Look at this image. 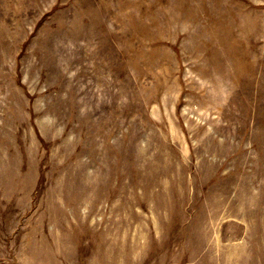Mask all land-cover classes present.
<instances>
[{"label": "rangeland", "instance_id": "obj_1", "mask_svg": "<svg viewBox=\"0 0 264 264\" xmlns=\"http://www.w3.org/2000/svg\"><path fill=\"white\" fill-rule=\"evenodd\" d=\"M0 264H264V0H0Z\"/></svg>", "mask_w": 264, "mask_h": 264}]
</instances>
